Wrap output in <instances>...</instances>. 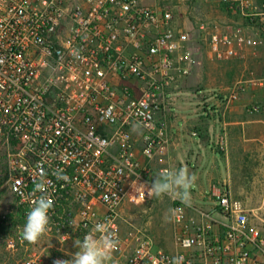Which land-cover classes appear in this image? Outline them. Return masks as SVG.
<instances>
[{"label":"built area","instance_id":"1","mask_svg":"<svg viewBox=\"0 0 264 264\" xmlns=\"http://www.w3.org/2000/svg\"><path fill=\"white\" fill-rule=\"evenodd\" d=\"M216 1L261 18L264 31V0ZM178 24L172 9L141 0H0V163L24 224L42 194L34 180L53 200L49 230L37 243L22 233L7 241L26 252L18 264L42 263L41 240L99 235L97 223L117 233L112 255L124 264H264V233L224 185L207 209L189 213L174 203L176 254L125 215L152 199L147 189L145 201L135 195L132 181L151 186L150 166L170 143L168 90L198 65L201 50ZM197 29L212 60L259 43L239 26L201 22ZM241 90L233 86L218 103L226 107Z\"/></svg>","mask_w":264,"mask_h":264},{"label":"crops","instance_id":"2","mask_svg":"<svg viewBox=\"0 0 264 264\" xmlns=\"http://www.w3.org/2000/svg\"><path fill=\"white\" fill-rule=\"evenodd\" d=\"M165 1L141 0L143 4L154 7H166L163 5ZM250 1L253 2V0ZM177 3L178 5L169 8L173 10L179 27L191 32V36H193L191 45L197 51L203 48L202 37L197 31L199 23L205 22L220 28L225 26L242 27L246 34L252 36L259 43L254 49H245L238 57L229 59L226 69L230 73L244 75L246 80L255 79L254 75L264 74V31L258 26V20L261 18H245L216 0H177ZM219 5L223 7L224 12H219L217 9ZM175 9L188 12L192 19L200 20L197 22L191 20L187 23L186 20L179 18ZM195 32H197L196 36ZM202 52L205 53L204 56ZM195 57L198 65L193 68L192 73L182 79L177 86L168 90V95L173 102L172 114L168 116L167 120V136L170 143L164 155L156 158L151 164V179L154 181L157 173L164 168L179 169L184 167L190 173L195 174L196 180L190 189V203L185 204L180 199L170 198L176 204H182L191 213L195 207L209 208L212 205L211 200L214 199L213 194L222 185L230 191L232 196L236 180L234 175L238 166V189L241 198L239 200L244 203L249 213L250 224L262 231L258 222L259 216L255 215L254 209L250 207H260L264 200L260 202L258 200L259 203L252 200L248 194L250 188L246 185L244 176L247 174L264 175V118L260 115L254 118L248 117L245 105L239 103L233 104L227 110L223 109L224 112L220 115L225 117L221 119L220 123L215 118L206 119V115L211 110L222 111V107L217 101L218 98L212 91L211 74L203 72L204 69H202L203 64L206 65L205 69L211 70L215 63L205 50L196 53ZM197 57H202L201 61ZM252 75L254 77H249ZM259 81L262 82V80ZM213 106L215 108H211ZM207 122L212 124L208 126ZM218 128L222 129L220 136L223 144L222 153L217 152L216 149L210 150L209 146L211 142L218 139ZM202 131L206 134L203 138L198 135L202 134ZM171 233L172 241H169V237H167L164 242L154 243L158 248L170 254H176L180 250L174 243L173 232ZM255 254H257L256 251Z\"/></svg>","mask_w":264,"mask_h":264},{"label":"rangeland","instance_id":"3","mask_svg":"<svg viewBox=\"0 0 264 264\" xmlns=\"http://www.w3.org/2000/svg\"><path fill=\"white\" fill-rule=\"evenodd\" d=\"M178 5L177 0H166L163 2V5L166 7H171ZM219 12H224L225 10L221 5L217 6ZM179 18L182 20L193 21L189 13L178 11ZM200 20H195L196 22ZM195 21L193 25L195 24ZM202 21V20H201ZM200 21V22H201ZM188 23V22H187ZM211 25L209 24V27ZM212 27V26H211ZM206 51V49H203ZM202 51V48H201ZM202 55L204 56L205 53ZM202 57H197L201 61ZM212 60V59H211ZM204 61V59H203ZM213 67L211 70L205 69L206 65L203 66V72L205 71L211 74V82L213 84L212 91L215 96L221 97L223 94H228L229 90L233 86H240L242 90L240 91L238 98L235 101L230 102L226 107H222L221 112H216L211 110L210 113L206 115V119L212 120L215 118L218 123L221 122V119L225 116H222L224 111L223 109H229L233 104H243L245 105V112L248 117L254 118L259 115L264 118V74L252 75L246 80L244 75L228 72L227 63L229 59L226 60H214ZM259 80H262L260 83ZM211 106V105H210ZM211 108H215L214 106ZM212 123H206L209 126ZM197 129V128H196ZM202 138L206 135L202 131V134H198ZM222 129L218 128V139L215 142H211L209 146L211 149H216L217 152H223L222 144ZM237 155V152L235 153ZM239 167H236V177L234 184V191H232V196L235 199H239V178H238ZM246 179V185L250 188L248 194L251 196L252 200L259 203L264 200V175L256 174H247L244 176ZM222 182V181H221ZM241 199V198H240ZM259 200V202H258ZM174 203L168 196H162L160 198H153L150 201H147L143 207L136 208L130 214H125L128 220L136 227H144L154 242L160 241L164 242L167 237L169 241H172V209ZM251 209H254V214L258 215V222L260 223V229L264 233V201L260 207L252 206ZM254 215V217H255ZM0 216L5 217V223L3 226L0 225V264H18L26 256L24 248L19 246L15 250L8 249L6 244L8 240H15L17 234L22 233L24 222L20 217L17 204L15 199L11 195L8 189L7 184V175L3 165L0 163ZM75 240H71L67 243L60 244L59 241L55 239H45L41 240L36 246V250L40 253V258L42 260L41 264H54V257L61 253L65 259H70V254L75 253L77 248L74 245ZM110 264H124L123 258H119L116 255H112V261Z\"/></svg>","mask_w":264,"mask_h":264},{"label":"clouds","instance_id":"4","mask_svg":"<svg viewBox=\"0 0 264 264\" xmlns=\"http://www.w3.org/2000/svg\"><path fill=\"white\" fill-rule=\"evenodd\" d=\"M102 143H106L103 142ZM138 179L132 181L131 187L135 195L145 201V191L150 198H169L180 199L185 204L190 203V189L196 180V176L190 173L187 168L181 167L161 169L155 176L150 187L143 183H138ZM23 183V178L18 180ZM34 190L42 194L31 201V208L26 215V221L22 230V239L28 243H37L49 230V212L53 207V200L43 191V182L33 181ZM94 232L88 233L82 240H75L77 248L75 253L70 254V259H57L54 264H110L112 253L119 246V238L116 232L112 231L106 223H97ZM173 264H176L175 259Z\"/></svg>","mask_w":264,"mask_h":264}]
</instances>
